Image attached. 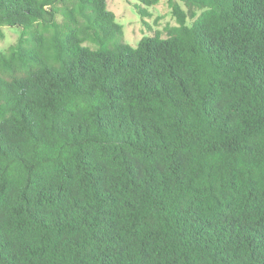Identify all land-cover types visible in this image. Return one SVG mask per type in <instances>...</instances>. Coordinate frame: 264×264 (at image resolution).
Returning <instances> with one entry per match:
<instances>
[{
	"label": "trees",
	"instance_id": "trees-1",
	"mask_svg": "<svg viewBox=\"0 0 264 264\" xmlns=\"http://www.w3.org/2000/svg\"><path fill=\"white\" fill-rule=\"evenodd\" d=\"M168 2L0 0V264H264V0Z\"/></svg>",
	"mask_w": 264,
	"mask_h": 264
},
{
	"label": "rangeland",
	"instance_id": "rangeland-1",
	"mask_svg": "<svg viewBox=\"0 0 264 264\" xmlns=\"http://www.w3.org/2000/svg\"><path fill=\"white\" fill-rule=\"evenodd\" d=\"M138 0H108V9L116 15V21L123 26L124 41L132 46L147 35L161 32L166 37L165 27L175 25L176 19L172 14L168 0H161L158 4L148 7L149 16L142 17L135 3ZM185 8L184 4L179 1ZM191 23V20H188ZM21 28L3 26L0 27V51H5L9 45L15 43L20 35Z\"/></svg>",
	"mask_w": 264,
	"mask_h": 264
}]
</instances>
